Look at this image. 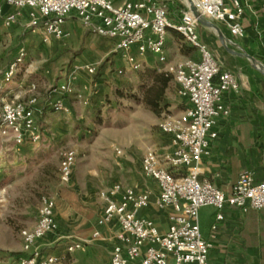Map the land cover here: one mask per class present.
Masks as SVG:
<instances>
[{"label":"built area","instance_id":"built-area-1","mask_svg":"<svg viewBox=\"0 0 264 264\" xmlns=\"http://www.w3.org/2000/svg\"><path fill=\"white\" fill-rule=\"evenodd\" d=\"M246 0H192L200 18L217 22L227 28L234 38L244 35L243 2ZM254 2L255 0H249ZM4 7L11 11L4 14ZM25 14L27 27L39 32L43 41L50 38L64 40L70 34L64 29L66 20L74 16L80 25L94 35L114 43L123 66L118 76L138 71L140 61L132 55L135 50L140 58L154 56L161 66L158 72L168 74L177 86V96L187 102V107L176 117L162 120L158 129L169 139L170 151L158 155L147 147L141 158L145 178L152 180L158 195L151 202V192L136 191L122 184H113L98 194L104 207L97 226L115 222L118 229L113 236L109 264H207V255L218 222L223 220L225 208L242 214L264 209V182H255L250 173L239 174L229 194L223 193L207 180L200 179L202 160L210 155V141L216 137L213 128L219 118H227L230 108L222 101L225 93H238L240 83L231 71L222 69L219 62L198 38V18L188 5L182 10L177 23L170 21L165 4L154 0L126 1L115 6L110 0H0V18L5 28L15 25ZM168 30H173L198 52L199 59L186 58L168 63L165 41ZM26 57L21 49L17 58L0 77L8 83ZM92 65H75L64 82L50 89L51 109L54 113L68 115L65 97L71 93V80L76 74L93 76ZM36 98L27 101L5 100L0 109V136L19 145L26 140L36 142L40 135L36 117ZM117 155L121 151H116ZM75 155L72 151L61 154L58 177L62 185H69ZM153 206L157 212H168L167 229L160 233L154 222L139 213ZM215 210V223L209 239H203L199 227V210ZM55 203L48 196L40 197L38 218L32 228L20 230L22 253L17 264H58L59 259L40 251L37 245L57 231L54 217ZM100 239L95 230L90 240ZM82 243H72L67 252L80 250Z\"/></svg>","mask_w":264,"mask_h":264},{"label":"rangeland","instance_id":"rangeland-1","mask_svg":"<svg viewBox=\"0 0 264 264\" xmlns=\"http://www.w3.org/2000/svg\"><path fill=\"white\" fill-rule=\"evenodd\" d=\"M169 1L177 11L187 5L186 0ZM68 22L73 23V29L67 41L49 39L48 43L37 41L28 46L23 42L24 36H20L22 40L2 44L7 63L20 49L26 50L27 55L10 82L32 83L35 89L21 96L36 98L41 110L51 99V87L64 82L73 66L92 65L97 74H76L71 80L68 115L54 113L49 104L42 116L36 117L42 134L38 141L17 145L0 136V264L13 263V257L22 253L19 232L35 225L40 197L48 196L57 202L59 192L65 191L75 202L86 188L95 193L94 200L99 204L98 194L113 184L126 186L125 179L133 174L142 180L144 148L158 149L168 143L158 129L159 123L178 116L187 107V102L177 96L172 78L159 109L156 113L150 111L143 97L151 85L153 69L141 65L138 71L118 76L116 71L123 64L114 53L112 41L98 39L74 19ZM20 29L25 37L32 31L22 26ZM179 41L187 50L186 42L182 38ZM52 48L62 55L57 57V52L48 51ZM64 151L75 155L69 185L60 184L58 177ZM74 189H78V194Z\"/></svg>","mask_w":264,"mask_h":264},{"label":"crops","instance_id":"crops-1","mask_svg":"<svg viewBox=\"0 0 264 264\" xmlns=\"http://www.w3.org/2000/svg\"><path fill=\"white\" fill-rule=\"evenodd\" d=\"M110 1L115 6H120L132 0ZM154 1L166 4L172 23L179 21L184 9L177 11L169 0ZM243 7L244 35L241 38L232 37L227 28L217 22L204 21L196 28L199 41L206 46L222 69L231 71L240 83L238 93H225L222 96L223 103L230 108V114L227 118H219L216 121L213 128L216 137L210 141V155L202 160L201 166L200 179L207 180L225 194L230 193L241 173H250L255 182H264V78L259 77V75L264 77V0L254 2L246 0L243 2ZM10 11L4 7V14ZM69 19L78 20L71 16L64 23V29L69 32L70 38L73 23L68 22ZM21 26L28 28L25 14L15 25L11 26L10 30L3 27L0 18L1 70H5L17 58L21 50L7 63L5 48L2 45L5 42L9 44L16 39L22 40L20 36H24L23 42L28 46L37 41L39 44L48 43V41H43V36L39 32L33 34L34 32L31 31V34L25 37L20 29ZM180 38L179 34L168 30L165 41V56L168 63H175L186 58L197 61L198 52L188 44L185 45L187 50H183ZM110 43L114 48V43ZM23 50L26 53V50ZM48 51L55 53L57 50L52 48ZM131 53L141 65L156 71L161 68L154 56L147 55L140 58L135 50ZM118 59L123 64L119 56ZM19 88L25 89L24 92L16 91ZM34 89L32 83L24 84V81L14 82V84L4 83L0 77V105L5 100L27 101L33 96L28 95L27 98H23L22 93H30ZM67 96L65 103L69 107ZM38 105L37 101L38 116H42L44 111ZM39 135L40 137L42 135L40 131ZM167 140L166 145L159 146L158 149L154 148L158 155H164L171 150L169 139ZM124 183L126 187L139 192L150 191L152 203L158 195L156 184L145 178L143 174L142 180L133 174L127 177ZM77 190L74 189L76 194H78ZM69 195L65 191L59 192L58 201L54 202L57 231L38 242L40 251L56 256L59 259L58 264H109L113 236L118 229L116 223L113 221L104 226H97L96 223L104 204L101 200L97 204L94 200L95 193L92 190L85 188L75 202ZM167 215L168 212H157L153 206L139 213V216L151 219L160 233H165L167 229ZM223 215V220L216 224L215 239L207 255V264H264V209L242 214L228 207L224 209ZM198 217L200 233L207 241L211 226L215 223V210L209 207L202 208L199 210ZM95 230L100 233V239L86 243ZM75 242L82 243V248L67 252V248Z\"/></svg>","mask_w":264,"mask_h":264},{"label":"trees","instance_id":"trees-1","mask_svg":"<svg viewBox=\"0 0 264 264\" xmlns=\"http://www.w3.org/2000/svg\"><path fill=\"white\" fill-rule=\"evenodd\" d=\"M182 9H185V8H181V10ZM10 29H12V27H10L9 30ZM14 30H15V28H14ZM11 33H12V31H11ZM97 38L100 40L106 41V42H110L109 40L104 39V38H100L98 36H97ZM69 39H64V40H59V41H67ZM56 52L57 53L55 55H57V57L62 55V53H60V52L58 53V50ZM114 53L118 57L117 52H114ZM68 67H71V63L68 64ZM151 73H152L151 85L148 88H146V90L144 91L143 103L150 109V111L156 113L157 110L159 109L160 103L162 102V97L164 95V91L167 89L168 85L170 84L172 77L166 73L158 72L156 70H152ZM96 74H97V72H95V74L93 76H96ZM49 99H48V104H46L47 106L43 108V111H45L44 109L49 107V104L52 101V97L50 100ZM19 255H15L13 257L14 262L9 263V264H14V263L17 264V258L19 257Z\"/></svg>","mask_w":264,"mask_h":264},{"label":"water","instance_id":"water-1","mask_svg":"<svg viewBox=\"0 0 264 264\" xmlns=\"http://www.w3.org/2000/svg\"><path fill=\"white\" fill-rule=\"evenodd\" d=\"M188 8L190 10V12L193 14L194 17L198 18V20L200 21V23H203L205 20H202L199 16V14L197 13L196 9L193 6L192 0H186Z\"/></svg>","mask_w":264,"mask_h":264}]
</instances>
